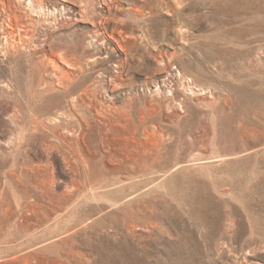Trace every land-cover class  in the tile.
I'll use <instances>...</instances> for the list:
<instances>
[{
    "label": "rangeland",
    "instance_id": "374dc122",
    "mask_svg": "<svg viewBox=\"0 0 264 264\" xmlns=\"http://www.w3.org/2000/svg\"><path fill=\"white\" fill-rule=\"evenodd\" d=\"M0 264H264V0H0Z\"/></svg>",
    "mask_w": 264,
    "mask_h": 264
},
{
    "label": "bare ground",
    "instance_id": "6f19581e",
    "mask_svg": "<svg viewBox=\"0 0 264 264\" xmlns=\"http://www.w3.org/2000/svg\"><path fill=\"white\" fill-rule=\"evenodd\" d=\"M32 40V32L31 30L25 26L24 24L14 22L11 23L10 26L7 27V34H6V41L8 44L10 43L12 46H27L30 41ZM58 60H60L62 63L69 65L68 59L65 57H56ZM57 59L53 58V61H57ZM58 63V62H57ZM66 114L61 115L59 118L65 117ZM60 122L57 119H53L52 123L57 124ZM76 132H74L75 134ZM69 136H73V132H68ZM30 205H27L25 208H29Z\"/></svg>",
    "mask_w": 264,
    "mask_h": 264
}]
</instances>
